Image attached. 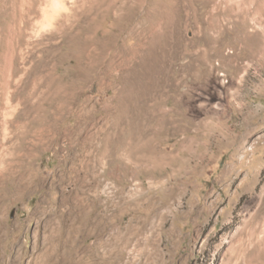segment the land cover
I'll return each mask as SVG.
<instances>
[{"label": "rangeland", "instance_id": "rangeland-1", "mask_svg": "<svg viewBox=\"0 0 264 264\" xmlns=\"http://www.w3.org/2000/svg\"><path fill=\"white\" fill-rule=\"evenodd\" d=\"M0 264H264V0H0Z\"/></svg>", "mask_w": 264, "mask_h": 264}, {"label": "bare ground", "instance_id": "bare-ground-1", "mask_svg": "<svg viewBox=\"0 0 264 264\" xmlns=\"http://www.w3.org/2000/svg\"><path fill=\"white\" fill-rule=\"evenodd\" d=\"M59 10V9H58ZM55 10L51 13H48L47 14V17L45 18V21H44V25H49L50 22H51V18L53 17V15L55 14ZM46 15V14H45ZM43 24V23H42Z\"/></svg>", "mask_w": 264, "mask_h": 264}]
</instances>
